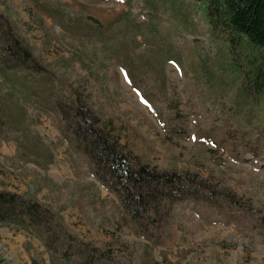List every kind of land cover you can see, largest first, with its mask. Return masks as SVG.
Here are the masks:
<instances>
[{
  "label": "rangeland",
  "instance_id": "obj_1",
  "mask_svg": "<svg viewBox=\"0 0 264 264\" xmlns=\"http://www.w3.org/2000/svg\"><path fill=\"white\" fill-rule=\"evenodd\" d=\"M0 14V38L9 25L42 66L0 72V190L51 207L74 238L50 248L0 224L1 264H264L258 48L213 30L197 0H0ZM80 98L135 164L209 188L132 219L68 128Z\"/></svg>",
  "mask_w": 264,
  "mask_h": 264
},
{
  "label": "trees",
  "instance_id": "obj_2",
  "mask_svg": "<svg viewBox=\"0 0 264 264\" xmlns=\"http://www.w3.org/2000/svg\"><path fill=\"white\" fill-rule=\"evenodd\" d=\"M202 5L213 30L226 29L258 48L255 70L264 76V0H197ZM2 14L0 25L2 26ZM0 38V51L4 58L0 72L7 75L8 68L15 65L32 67L37 71L42 66L28 46L8 25ZM9 65V67L6 66ZM74 115L67 120L69 129L83 146L84 152L94 164L99 181L117 193L128 215L135 221H154L153 214L171 201L198 194L209 185L195 177L178 172L161 171L148 163L135 164L117 139L101 128L100 119L80 99L74 102ZM67 115V112H64ZM13 222L32 226L39 234H46L47 246L60 236L66 237L65 247L72 246V236L66 232L60 217L43 203L9 190H0V224ZM84 261L92 263L97 251L80 245ZM1 264V260H0Z\"/></svg>",
  "mask_w": 264,
  "mask_h": 264
},
{
  "label": "crops",
  "instance_id": "obj_3",
  "mask_svg": "<svg viewBox=\"0 0 264 264\" xmlns=\"http://www.w3.org/2000/svg\"><path fill=\"white\" fill-rule=\"evenodd\" d=\"M34 239L36 240L37 238H36V237H34Z\"/></svg>",
  "mask_w": 264,
  "mask_h": 264
}]
</instances>
